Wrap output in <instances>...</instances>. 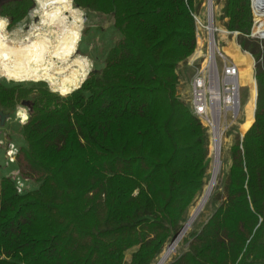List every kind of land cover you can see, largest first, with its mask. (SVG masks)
Here are the masks:
<instances>
[{"label": "trees", "instance_id": "obj_1", "mask_svg": "<svg viewBox=\"0 0 264 264\" xmlns=\"http://www.w3.org/2000/svg\"><path fill=\"white\" fill-rule=\"evenodd\" d=\"M205 1L73 0L114 18L121 38L103 69L67 96L44 82L0 80V110L29 105L17 162L20 178L38 185L19 193L16 178L0 180V264L157 262L207 185L210 137L179 91ZM216 4L252 60L254 121L230 151L218 208L190 235L188 251L166 264H264V39L250 38L251 0ZM34 7L6 1L0 20L16 27ZM253 9L264 38V0Z\"/></svg>", "mask_w": 264, "mask_h": 264}, {"label": "rangeland", "instance_id": "obj_2", "mask_svg": "<svg viewBox=\"0 0 264 264\" xmlns=\"http://www.w3.org/2000/svg\"><path fill=\"white\" fill-rule=\"evenodd\" d=\"M33 1L35 2V7L31 10L27 18L16 27L9 28L8 20L4 19L5 22L0 20V50L14 53L19 44L24 43L29 39L35 40L42 52V61L40 64L38 63L37 66L44 70L46 79L29 78L26 80L21 77L19 78L16 75L7 73L3 65L0 63V80L9 87L22 85L26 88L33 87L39 82H44L52 92L57 93L60 96H67L68 93L76 90L80 83H83L89 77L92 71L103 69L104 60L109 50L121 38V35L114 27V18L112 16L77 8L74 5L73 0L72 4L66 0H60V3L52 5L43 4V0H36L39 3H36L35 0ZM252 12L254 16L253 9ZM205 13V8H202L200 14L203 18ZM255 22L256 28H260L262 23L257 21L256 18ZM217 24L224 28L223 22L220 20L219 16L217 17ZM76 30L78 36L75 33ZM232 42H238V39L235 40L230 38L227 46ZM74 52H76V54H74ZM57 57L59 59H57ZM72 64H77L81 68V72L64 77V75H69L68 72L62 76L60 70L66 66L71 68ZM255 67L254 76L256 74ZM194 72L195 69L189 66L185 71L184 80L182 84L179 85L182 99L188 97L189 82L194 75ZM241 82L243 86L241 103L244 111L247 112L246 115H249L248 121H246L244 114H241L233 124L232 122H228V124L231 125V128L225 134L224 138L225 142L223 143L222 154L223 167L218 179V184L212 194V199L210 198L205 210L201 213L192 229L188 232L186 238H184L183 242L180 244L178 252L173 255L169 261L188 251L190 246V235L194 232L200 231L202 226L214 214L220 204L215 201V198L218 192H222L225 176L231 166L230 151L234 146L243 125L250 121L251 106L249 108L247 107L252 93L250 74L244 72ZM4 112L9 114L10 117L7 119L4 126H1L0 123V180L4 176H12L14 178L20 177L17 155L19 149L25 146L22 127L28 122L30 117L29 105H23V103H20L16 107L14 113ZM21 112L25 113L27 116L25 121L20 116ZM209 158L210 165L207 172V184L212 177L210 173L211 164L213 162L211 153L209 154ZM25 185L30 190L38 187V185L32 181L26 182ZM201 196L202 194L196 199L194 205L190 208L189 215L184 225L188 222L190 214L193 208L197 206ZM171 242L172 240L169 244ZM169 244H167V246ZM130 256L131 253H128L127 258L130 259Z\"/></svg>", "mask_w": 264, "mask_h": 264}, {"label": "built area", "instance_id": "obj_3", "mask_svg": "<svg viewBox=\"0 0 264 264\" xmlns=\"http://www.w3.org/2000/svg\"><path fill=\"white\" fill-rule=\"evenodd\" d=\"M251 7L253 9V3ZM204 8V18L201 14L194 16L197 49L188 66L193 67L195 72L189 82L188 97L183 100L189 105L193 116L207 129L211 145L217 129L225 138L231 128L228 122L233 124L236 121L241 107L243 86L239 82V66L224 51L228 40H237L240 33L229 31L217 24L219 9L216 0H206ZM253 18L254 26L250 38L260 40L253 33L256 27L255 16ZM239 47L241 49L240 45ZM182 82L183 80L180 85ZM16 182L19 193H23L27 189L26 181L19 177Z\"/></svg>", "mask_w": 264, "mask_h": 264}, {"label": "bare ground", "instance_id": "obj_4", "mask_svg": "<svg viewBox=\"0 0 264 264\" xmlns=\"http://www.w3.org/2000/svg\"><path fill=\"white\" fill-rule=\"evenodd\" d=\"M66 1L71 2L72 0H66ZM36 3L39 2L36 1ZM57 3H60V0H43V4L45 5L48 4L52 5ZM255 29L256 27L254 28L253 31L254 35L260 40H263L264 38L259 37L258 35L255 34ZM224 51L231 58H233L234 62L239 66V82L240 85L242 86L241 79L244 72L249 73L250 77L252 78V67H253L252 60L246 55L249 53L241 51L239 45L236 42H232L229 46L225 47ZM74 54H76V52H74ZM57 59L59 58L57 57ZM41 61H42V52L35 40L29 39L26 40L24 43L19 44L16 47L14 53L10 51L0 50V63L3 65L7 73L16 75L19 78L21 77L26 80L29 78L46 79L44 70L40 69L37 66V64L38 63L40 64ZM71 68L67 66L63 67L60 70L61 75L63 76L65 73L69 72V75H64V77H68L73 74H77L81 72V68L77 64H72ZM257 95L258 94H257V86H256V101H257ZM247 107L249 108V105H247ZM246 113L247 112L244 111V108L242 107V103H241L238 117L241 114H244L246 121H248L249 115L248 114L246 115ZM20 116L21 118L24 119V121L27 119L26 114L23 112L20 113ZM252 121H254V119ZM251 122L244 124L242 129L240 130L239 136L242 135V139L244 137L243 134L244 129ZM224 142H225L224 136L222 137V133L219 132L217 129L214 133L212 144L210 145V153L213 158V162L211 164V169H210V173L212 175L211 180L205 186L204 192H202V196L200 197L197 206L193 208L188 222L184 225V230L175 239H173L172 242L166 247L165 251L163 252L161 257L158 259V261L155 264H166L171 259V257L178 252L180 244L183 242L184 238H186L188 232L192 229V227L198 220L201 213L205 210L218 184V179L222 171V167H223L222 154H223Z\"/></svg>", "mask_w": 264, "mask_h": 264}, {"label": "water", "instance_id": "obj_5", "mask_svg": "<svg viewBox=\"0 0 264 264\" xmlns=\"http://www.w3.org/2000/svg\"><path fill=\"white\" fill-rule=\"evenodd\" d=\"M6 1H9V0H0V4L4 3ZM251 1L253 3V0H251ZM253 59H254V57H253ZM255 64H256V62H255V59H254V67H255ZM255 81H256V77H255ZM256 86H257V81H256ZM257 91H258V87H257ZM257 94H258L257 95V102H258L259 93L257 92ZM25 104H28V103L24 102L23 105H25ZM256 109H257V103H256ZM9 117H10L9 114L5 113L3 110H0V123H1V126H4L5 122L7 121V119H9ZM183 230H184V226L181 228V230L176 234V236L173 239H175Z\"/></svg>", "mask_w": 264, "mask_h": 264}, {"label": "crops", "instance_id": "obj_6", "mask_svg": "<svg viewBox=\"0 0 264 264\" xmlns=\"http://www.w3.org/2000/svg\"><path fill=\"white\" fill-rule=\"evenodd\" d=\"M251 104H252V96H251V99H250V101H249V107L251 106ZM250 120V119H249Z\"/></svg>", "mask_w": 264, "mask_h": 264}]
</instances>
